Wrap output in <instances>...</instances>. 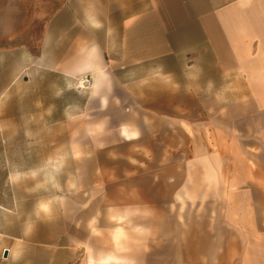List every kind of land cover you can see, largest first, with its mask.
<instances>
[{
	"label": "crops",
	"instance_id": "crops-1",
	"mask_svg": "<svg viewBox=\"0 0 264 264\" xmlns=\"http://www.w3.org/2000/svg\"><path fill=\"white\" fill-rule=\"evenodd\" d=\"M82 75L91 88L73 87ZM60 124L80 175L112 165L89 149L114 150L131 171L161 166L176 197L198 202L178 208L195 218L172 241L163 233L162 252L147 223L130 253L99 249L82 264H187L186 227L202 247L194 264H264V0H0L3 165L11 151H57L43 139ZM11 195L0 192V263L36 264L56 239L14 220Z\"/></svg>",
	"mask_w": 264,
	"mask_h": 264
},
{
	"label": "rangeland",
	"instance_id": "rangeland-1",
	"mask_svg": "<svg viewBox=\"0 0 264 264\" xmlns=\"http://www.w3.org/2000/svg\"><path fill=\"white\" fill-rule=\"evenodd\" d=\"M65 131V125L60 124L57 138L54 135L44 136V143L55 142L58 150H44L41 161L25 157L34 152L11 151L14 156L11 166L3 165L0 151V192L5 189L12 193L10 202L15 205L12 218L30 227L42 242L56 239L53 244L37 246L41 251H34L35 255L28 258L30 261L35 259L36 264H48V255H55L54 264H62L66 259H71L68 264H82L86 255H92L99 249L107 253H130L131 240L146 242L147 223L154 229L156 245H159L155 250L162 252L163 246L158 240L163 233L171 236L172 241L173 236L179 233L178 222L189 223L192 222L189 219L195 218L194 215L177 214L179 207H194L198 202L176 197L178 183L171 174L166 176L171 179L165 181L161 166L149 168L142 165L131 171L118 157L117 153L121 152L94 148L89 149L88 154L95 162L112 165L79 167L80 175L78 167L68 157L66 148L69 140ZM87 145L89 148L94 146L90 142ZM152 172L154 183L151 181ZM51 206L56 213L54 208L50 213ZM152 208L154 215L148 213V209L151 211ZM188 229L186 227V259L187 264H194L191 260L196 250L200 251L202 247L192 245L194 238L190 234L194 232ZM115 238L120 240L119 249L115 248ZM171 245L165 249L171 252L170 259H173L179 248ZM39 255H42L41 263L38 262Z\"/></svg>",
	"mask_w": 264,
	"mask_h": 264
},
{
	"label": "built area",
	"instance_id": "built-area-1",
	"mask_svg": "<svg viewBox=\"0 0 264 264\" xmlns=\"http://www.w3.org/2000/svg\"><path fill=\"white\" fill-rule=\"evenodd\" d=\"M92 85L93 79L90 75H82L73 80V87L77 90L89 89Z\"/></svg>",
	"mask_w": 264,
	"mask_h": 264
},
{
	"label": "water",
	"instance_id": "water-1",
	"mask_svg": "<svg viewBox=\"0 0 264 264\" xmlns=\"http://www.w3.org/2000/svg\"><path fill=\"white\" fill-rule=\"evenodd\" d=\"M7 255V250H4L3 256L6 257Z\"/></svg>",
	"mask_w": 264,
	"mask_h": 264
}]
</instances>
